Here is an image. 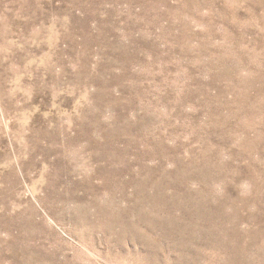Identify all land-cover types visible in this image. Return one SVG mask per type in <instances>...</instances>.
I'll return each mask as SVG.
<instances>
[{"label": "rangeland", "instance_id": "obj_1", "mask_svg": "<svg viewBox=\"0 0 264 264\" xmlns=\"http://www.w3.org/2000/svg\"><path fill=\"white\" fill-rule=\"evenodd\" d=\"M0 264H264V0H0Z\"/></svg>", "mask_w": 264, "mask_h": 264}]
</instances>
